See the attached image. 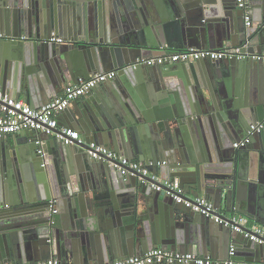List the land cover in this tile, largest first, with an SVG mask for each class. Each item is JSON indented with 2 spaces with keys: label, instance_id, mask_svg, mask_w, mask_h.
I'll list each match as a JSON object with an SVG mask.
<instances>
[{
  "label": "water",
  "instance_id": "water-1",
  "mask_svg": "<svg viewBox=\"0 0 264 264\" xmlns=\"http://www.w3.org/2000/svg\"><path fill=\"white\" fill-rule=\"evenodd\" d=\"M245 13L236 0H0L3 93L34 107L79 77L116 71L72 104L81 141L53 142L46 166L34 136L0 138V264H106L154 247L213 257L231 246L242 256L234 260L264 263V245L176 203L177 191L89 155L99 144L146 165L165 161L153 171L184 195L264 223V127L232 146L264 119V60L134 66L191 47L262 54L264 0H250L248 22ZM52 33L66 42H47Z\"/></svg>",
  "mask_w": 264,
  "mask_h": 264
},
{
  "label": "built area",
  "instance_id": "built-area-1",
  "mask_svg": "<svg viewBox=\"0 0 264 264\" xmlns=\"http://www.w3.org/2000/svg\"><path fill=\"white\" fill-rule=\"evenodd\" d=\"M236 4L245 10V20L248 22L250 0H236ZM46 41L54 43L66 42L63 37L53 33ZM228 57H236L237 59L251 57L254 60H264V52L262 54L248 53L243 51L240 46H223L218 49H198L191 47L183 50H175L165 55L137 60L134 66L139 63L145 65H165L176 61L194 62L203 59L220 60ZM115 76L116 71L110 70L94 73L89 78L79 77L74 84L67 86L60 96L36 108L31 107L23 100L13 99L8 93H3L0 90V138L21 131L32 130L37 133L45 131L64 144H70L73 141L80 142L81 136L78 131H73L68 127L58 126L59 122L57 115L66 109L72 101L88 95L96 86L113 79ZM263 127L264 119L251 123L246 135L232 143L233 148L240 149L247 146L251 142L253 134L262 130ZM40 143V140L36 141L37 145H40ZM36 153L40 158H43L44 151L42 148H37ZM89 155L95 159L103 158L110 166L119 170L124 176H137L141 183L153 189L158 190L164 187L168 190L177 191L176 194H173V200L176 203H180L191 211L213 219L215 222L221 223L230 229L240 231L245 237L256 244L264 245V225L259 223L251 224L247 216L237 212L222 217L217 213L210 199L202 195L188 197L179 189L177 180L163 179L158 173L153 171V167L163 165L165 161L150 162L146 165L137 160H130L128 157L99 144L89 145ZM46 162V159H44L42 165H45ZM53 212H56V209H54ZM227 254L225 259H215L210 255H198L192 252L170 251L161 247H154L147 250L142 255L130 256L124 259H114L106 264H254L234 260V247L232 246L229 248ZM3 264L17 263L8 262ZM31 264L72 263H65L53 257Z\"/></svg>",
  "mask_w": 264,
  "mask_h": 264
},
{
  "label": "crops",
  "instance_id": "crops-1",
  "mask_svg": "<svg viewBox=\"0 0 264 264\" xmlns=\"http://www.w3.org/2000/svg\"><path fill=\"white\" fill-rule=\"evenodd\" d=\"M114 79V78H113ZM113 79H111V80H113ZM102 84H105V83H101L100 85L101 86H103ZM95 88H100L99 87V85L98 86H96ZM62 92H63V90L58 94V96H60L61 94H62ZM177 92V91H176ZM179 94V97H180V93H178ZM182 94H183V98L185 99V93H184V91L182 92ZM92 95H95V92L94 91H91L88 95H86V96H83V97H80V98H78V99H76V100H74V101H72L70 104H69V106L67 107V109L69 110V112L66 114V113H63V112H61V113H59L58 115H57V117H58V122L60 123V127H68L69 129H71V130H76V131H78L79 133H80V136H81V130H80V128H78V127H76V126H74L73 124H72V122L70 121V118H69V114H70V112H72V110H73V106H72V104H74V102L75 101H77L78 103H81L82 101H84L86 98H88L89 96H92ZM57 96V97H58ZM187 98H188V101H189V103L190 104H193L194 103V98H193V96L192 95H190V93H188L187 94V96H186ZM52 99H54V98H52ZM51 99V100H52ZM19 100H23V97L22 96H20V98H19ZM46 103H48V102H46ZM46 103H44V104H46ZM44 104H41V105H44ZM35 108L36 107H39V106H41L40 104H32ZM39 135V133H37V132H35V131H32V130H29V135H26V137H25V132L24 131H21V132H19V133H14V134H11V135H6L5 137H3L4 139H6V140H8L9 142H16V143H19V144H21V145H24V143L26 142L27 143V136H30V138L32 137V136H34L35 137V139H34V141H37V139L38 140H40L41 141V143H40V145H37L38 147L37 148H42L43 149V151H44V154H45V157H46V164H45V166L49 163L48 162V160L50 161V156H51V152L53 151V149H52V145L54 144L53 142H57L56 141V139L53 137V135H50L49 136V138H47V139H40V138H37V136ZM236 213V212H235ZM250 222H251V224L253 223H259V222H256V221H253V220H251L250 219ZM259 224H262V225H264V223H259ZM227 255L228 254H226L224 251L223 252H218L217 254H215L214 256H213V258H215V259H225L226 257H227ZM237 258L238 260H241V257L242 256H240L239 254H237V253H235V250H234V255H233V258ZM257 258H260V256H257ZM112 260H108V262H111ZM107 262V263H108ZM244 262H246L245 260H244ZM248 262V261H247ZM33 263V262H32ZM248 263H250V262H248ZM251 263H254V264H260V262H251ZM21 264V263H20Z\"/></svg>",
  "mask_w": 264,
  "mask_h": 264
}]
</instances>
